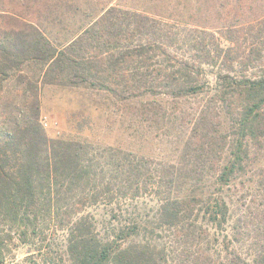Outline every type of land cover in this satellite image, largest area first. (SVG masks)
Returning <instances> with one entry per match:
<instances>
[{
	"label": "trees",
	"instance_id": "obj_1",
	"mask_svg": "<svg viewBox=\"0 0 264 264\" xmlns=\"http://www.w3.org/2000/svg\"><path fill=\"white\" fill-rule=\"evenodd\" d=\"M33 62L28 118L0 123V225L54 223L73 264H264V0H0V82ZM40 84L103 93L171 154L50 136Z\"/></svg>",
	"mask_w": 264,
	"mask_h": 264
},
{
	"label": "rangeland",
	"instance_id": "obj_2",
	"mask_svg": "<svg viewBox=\"0 0 264 264\" xmlns=\"http://www.w3.org/2000/svg\"><path fill=\"white\" fill-rule=\"evenodd\" d=\"M244 27L250 28L248 25ZM245 33L246 38L242 41L249 42V31ZM39 67L35 62L25 64L23 72L13 70L0 82V123L5 122L8 129L22 125L28 118L29 90L19 75L34 79L38 76ZM39 87L41 119L50 136L88 138L98 145L121 146L154 157L171 154L165 153L170 145H161L155 138L145 142L133 138V130L127 126L128 121L124 122L126 117L123 122L120 120L116 112L112 111L111 101L103 93L82 87L50 84H40ZM262 159L263 156L255 163H260ZM241 189L244 194L248 191L246 188ZM89 212L102 237L115 234L117 223L112 218L111 206L98 205L90 208ZM41 227V232L39 229L37 234H30L28 241L23 242L18 227L0 225V252L4 263L32 264L35 261L38 264H73L66 252L64 232L57 229L54 223H44Z\"/></svg>",
	"mask_w": 264,
	"mask_h": 264
}]
</instances>
